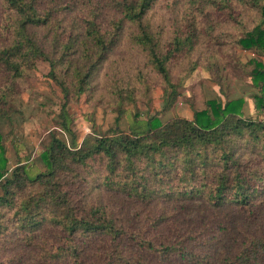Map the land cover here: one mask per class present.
Masks as SVG:
<instances>
[{
	"label": "trees",
	"instance_id": "1",
	"mask_svg": "<svg viewBox=\"0 0 264 264\" xmlns=\"http://www.w3.org/2000/svg\"><path fill=\"white\" fill-rule=\"evenodd\" d=\"M3 1L13 12L10 16L13 29L11 39L0 45V119L9 118V101L18 93L16 79L34 68L38 60L49 59L28 32V26L44 28L53 42L60 35L66 38L57 51L71 69L69 79L62 81L56 74L55 61L50 59L49 74L65 96L70 92L77 97L85 91L92 71L115 46L124 26L134 25L132 41L145 52L147 64L166 85L164 108L177 95L169 77L168 62L191 51L199 36L194 29L176 34L162 51L144 20L155 0H105L102 6L96 0H78L80 14L71 17L72 28L79 29L76 33L72 29L65 31L62 24L64 16L78 4L76 0ZM234 1L257 8L262 26L246 32L237 43L264 54V0H208L221 19L223 9H231ZM103 6L110 10L105 18ZM237 23H241L239 18ZM75 50L79 52V60L70 57ZM251 65L252 76L263 88L264 68L256 59L251 60ZM205 104L203 109L194 111L191 119L176 117L165 123L154 116L141 120L133 114L126 128L120 126L124 110L119 104L114 126L105 133L85 136L80 144L74 141L68 144L56 133H49L41 154L44 169L33 175L28 164L20 163L9 175L0 174V263L22 261L23 251L7 255L5 245L25 243L39 250L37 257L31 258L32 264H85L86 255L93 249L90 243L97 237H106L101 250L94 253L93 264H146L140 254L126 252L130 242L163 258L177 249V253L191 257L188 260L192 264H204L202 256L182 246L183 238L171 242L160 239L158 220H154L151 236L146 239L117 225L101 206L84 207L74 198L70 185L94 178L100 185L140 201L199 200L214 208L232 206L252 213L257 198L264 194V116L261 119L241 116L238 100L222 103L209 99ZM65 105L59 114L60 125L69 132ZM260 108L264 110V101ZM1 142L0 132L3 161ZM246 152L255 157L246 158ZM46 224L59 231V243L42 239L40 232ZM83 239L90 240L83 243ZM197 245L203 244L199 241ZM220 262L264 264V237L247 238L234 254L222 257Z\"/></svg>",
	"mask_w": 264,
	"mask_h": 264
},
{
	"label": "rangeland",
	"instance_id": "2",
	"mask_svg": "<svg viewBox=\"0 0 264 264\" xmlns=\"http://www.w3.org/2000/svg\"><path fill=\"white\" fill-rule=\"evenodd\" d=\"M96 1L101 6L105 3V0ZM75 2L78 4L62 22L65 31L72 29V33L79 29L72 28L71 17H78L81 10L80 2ZM102 8L105 18L110 10L105 6ZM223 12L224 18H218L217 10L208 0H155L146 12L144 20L154 32L162 51L176 34H186L192 29L199 34L191 51L168 62L169 77L177 95L167 108H164L165 83L147 64L145 52L131 39L134 25L128 23L124 26L115 46L92 71L85 91L77 97L70 92L65 96L49 74L50 61L54 60L56 74L62 81L69 79L71 69L57 51L59 43L66 38L60 35V39L53 42L52 35L44 28L28 26V32L32 33L50 61L38 60L34 68L16 79L18 93L9 101V118L0 119L2 155L5 158L0 159L3 166L0 174L9 175L11 169L20 163L28 164L33 175L44 169L41 154L51 132L68 144L72 141L80 144L89 134L109 131L114 126L119 104L124 110L121 128L128 126L133 114L141 120L154 116L160 123L176 117L185 118L186 113L194 114L195 110L203 109L209 99H219L222 103L238 100L241 102L238 109L241 116L263 118L264 110L260 105L264 101V87L259 86L251 74V60L256 59L264 68V54L237 43L246 32L261 25L259 10L234 1L231 9L228 7ZM11 14L13 12L6 3L0 0V45L12 37ZM237 18L241 23H237ZM70 57L79 60V52L75 50ZM64 104L69 116V132L60 125L59 114ZM244 155L249 159L255 157L248 152ZM99 183L94 178H85L77 180L70 188L74 198L84 207L101 206L117 225L126 231L138 232L146 239L151 236L154 220H158L160 239L171 242L183 238L182 246L202 256L204 264H221L220 259L234 254L247 238L264 237V194L257 198L254 210L249 214L246 209L214 208L199 200L184 202L156 198L140 201ZM40 234L46 241L60 242L57 239L59 231L48 224L42 227ZM105 239L97 237L90 243V249H93L86 255L85 264L96 262L94 253L101 250ZM86 241L82 240L83 243ZM199 241L203 245H197ZM130 244L131 247L126 246V252L140 254L146 264H192L188 260L191 257H184L177 253V249L170 250L172 255L163 258L135 242ZM5 248L7 255L24 252L23 260L15 264H32L31 258L37 257L39 252L25 243H7Z\"/></svg>",
	"mask_w": 264,
	"mask_h": 264
},
{
	"label": "crops",
	"instance_id": "3",
	"mask_svg": "<svg viewBox=\"0 0 264 264\" xmlns=\"http://www.w3.org/2000/svg\"><path fill=\"white\" fill-rule=\"evenodd\" d=\"M193 117V113H186L185 118L191 119Z\"/></svg>",
	"mask_w": 264,
	"mask_h": 264
}]
</instances>
